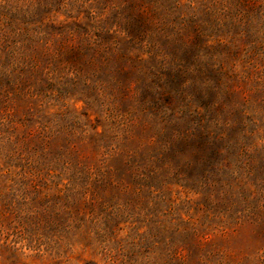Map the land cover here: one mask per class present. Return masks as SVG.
I'll list each match as a JSON object with an SVG mask.
<instances>
[{
    "label": "rangeland",
    "instance_id": "obj_1",
    "mask_svg": "<svg viewBox=\"0 0 264 264\" xmlns=\"http://www.w3.org/2000/svg\"><path fill=\"white\" fill-rule=\"evenodd\" d=\"M0 264H264V0H0Z\"/></svg>",
    "mask_w": 264,
    "mask_h": 264
}]
</instances>
